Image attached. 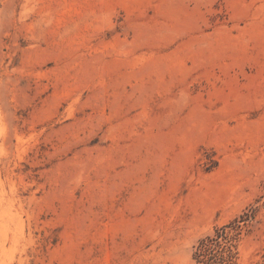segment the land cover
<instances>
[{
	"label": "rangeland",
	"instance_id": "374dc122",
	"mask_svg": "<svg viewBox=\"0 0 264 264\" xmlns=\"http://www.w3.org/2000/svg\"><path fill=\"white\" fill-rule=\"evenodd\" d=\"M0 264H264V0H0Z\"/></svg>",
	"mask_w": 264,
	"mask_h": 264
},
{
	"label": "trees",
	"instance_id": "16d2710c",
	"mask_svg": "<svg viewBox=\"0 0 264 264\" xmlns=\"http://www.w3.org/2000/svg\"><path fill=\"white\" fill-rule=\"evenodd\" d=\"M217 233H218V232H217ZM206 239H207V240H203V241H202V244H204L205 241H207V242L212 241L214 238L211 237V236H207Z\"/></svg>",
	"mask_w": 264,
	"mask_h": 264
}]
</instances>
